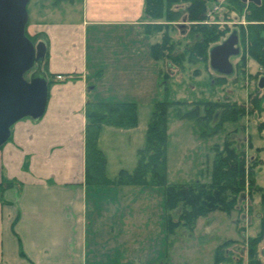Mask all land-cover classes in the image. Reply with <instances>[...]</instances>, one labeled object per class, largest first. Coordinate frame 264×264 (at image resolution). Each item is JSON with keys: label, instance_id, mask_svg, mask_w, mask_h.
Here are the masks:
<instances>
[{"label": "crops", "instance_id": "obj_1", "mask_svg": "<svg viewBox=\"0 0 264 264\" xmlns=\"http://www.w3.org/2000/svg\"><path fill=\"white\" fill-rule=\"evenodd\" d=\"M67 3V12L76 13L75 0ZM36 4L26 30L45 42L47 69L53 76L44 114L15 122L10 138L0 147V183L14 181L6 187L0 184V264H136L110 258L124 253L117 244L101 251L89 247L88 237L98 245L116 233L123 238L127 225L120 224L117 231L112 223L129 215L133 230L136 212L146 211L143 203L132 199L100 200L95 196L100 185L86 184L84 110L88 97L132 101L138 108L140 100L127 98L118 87L121 83L117 81L127 78L126 66L129 75L138 72L152 87L155 84L158 62L150 54L152 35L145 32L144 0H79V16L63 19L54 15L57 7L50 9L40 0ZM89 29L97 31L98 39L112 31L114 35L123 33L128 41L114 40V51L100 58L98 50L88 51ZM98 43L91 49L107 48L105 42ZM58 74L66 79L56 80ZM154 95L151 88L147 97L152 100ZM136 128L103 125L98 145L104 155L112 147L110 140L128 133L133 136ZM113 186L122 189L127 185ZM135 204L138 210L133 211ZM94 209L98 211L92 214ZM237 247L236 251L245 253L243 247V252Z\"/></svg>", "mask_w": 264, "mask_h": 264}, {"label": "trees", "instance_id": "obj_2", "mask_svg": "<svg viewBox=\"0 0 264 264\" xmlns=\"http://www.w3.org/2000/svg\"><path fill=\"white\" fill-rule=\"evenodd\" d=\"M60 1L55 0L53 3L57 4ZM219 5L218 0H144L145 32L149 36L159 34V40L150 45V54L156 62L161 61L165 66V69L158 67V78L164 98L157 100L153 105L145 130L144 145L137 151V163L131 172L122 168L114 178L106 176L107 159L98 145V138L103 125L118 128L136 126L137 104L132 101L90 97L85 103L86 184L161 186L170 232H174L179 225L192 230L198 217L206 216L215 210L230 213L236 206L238 196L244 193L245 189L248 190L250 197L258 193L264 207V187L257 183L254 169L259 162L258 159L251 157L249 162L245 149L236 148L229 140H225L223 145L214 146L208 181L188 184L166 183L167 116L170 107L174 108L178 118L191 119L201 126L203 135L215 134L226 121H238L247 113L264 111V86L262 88L258 86L260 77H264V0L257 4L250 1L225 0L221 3L223 9H219ZM232 13H235L234 17L231 16ZM241 15L245 24L237 22L229 25L230 21L239 20ZM178 21H182L183 24L175 25ZM27 25L28 21L26 27ZM174 29L185 33L188 38L184 46L180 47L181 42L172 37L171 32ZM233 31L238 37L239 46V52L235 55L239 56L236 70L244 74L248 59L255 61L259 66L254 75L258 82L249 93L248 104L229 99L186 100L171 97L173 88L169 80L172 73L166 67L179 66L183 70L184 62L190 64L201 62L208 65L210 48L223 41ZM25 33L34 43L40 40L39 35H29L26 29ZM48 58L49 53L46 50L43 69L48 76L49 94L50 78L53 75L47 69ZM233 72L234 70L230 74L219 73L216 77L218 79L214 81L224 83ZM187 105L191 107L183 110L182 107ZM248 142L249 146H252V143ZM13 182L10 180L0 184L6 187ZM178 209L177 220H174L173 211ZM263 235L262 218L259 231L255 236L248 237L246 264H263L258 256V243ZM232 242L233 240H226L216 247L214 264L225 261L224 250Z\"/></svg>", "mask_w": 264, "mask_h": 264}, {"label": "rangeland", "instance_id": "obj_3", "mask_svg": "<svg viewBox=\"0 0 264 264\" xmlns=\"http://www.w3.org/2000/svg\"><path fill=\"white\" fill-rule=\"evenodd\" d=\"M38 1H29L27 5L28 16L32 14ZM40 1L48 5L50 9L57 7L55 9H58V13L54 15L61 19L69 18V16H71L70 18L79 16V0H75L77 3L76 13L71 14L66 10L69 7L67 0H61L57 4L53 3L55 0ZM224 1L218 0L219 9H223L221 3H224ZM231 16L234 17L235 13H232ZM238 19L230 21L229 25L237 22L245 24L243 15L239 16ZM177 24H183V22L178 21L175 25ZM171 35L174 40L181 42L180 47L188 41L185 33H180L178 29H174ZM96 36L97 31L95 29L93 31L88 30V51L98 50L97 56H100V58L106 52L114 51V46L112 48L114 40L128 41L123 33L114 35L112 31L106 34L103 33V40L98 39ZM157 40H159L158 33L150 37L152 42ZM100 41L105 42L107 48L91 49L92 46L97 47L95 42H99L100 45ZM122 47L127 48L123 44ZM238 60L239 56L230 57L234 72L231 76H228L226 82L221 84L214 81V79H218L216 77L220 72L211 68L209 63L207 65L201 62L195 64L184 62L183 70L179 66L166 67L172 73V78L169 80L173 88L171 97L186 100H198L200 98L229 99L248 104L249 93L253 91L258 82L254 75L259 70V66L255 61L248 59L245 73L241 74L240 71L236 70ZM125 62L130 64L127 59ZM158 67L165 69L161 61L156 63V69ZM125 68L128 69L125 73L127 78L117 81V83H121V86L118 87L123 90L122 94L124 96L140 100L137 108L138 122L134 126L137 127L138 132L133 136L128 133L127 136L116 138L117 140H110L109 145L112 147H104L107 148L105 149L107 154L105 157L108 163L106 176L110 179L116 176L119 168H123L128 172L134 169L137 163L135 151L144 145L145 130L153 105L157 100L164 98L158 71L155 74V84L153 83L152 87L150 82L148 83L144 78L137 76L138 72H136V76H134L135 73L129 75V66ZM209 81L212 83L210 84ZM151 88L155 89L152 100L147 97L151 92ZM189 107L191 105L184 106L182 109L185 110ZM167 120V184L208 181L211 175L214 146L223 145L225 140H229L236 148L245 149L249 162L251 157L258 159L259 162L254 168L256 170V181L264 187V111L261 113L254 112L253 114L247 113L238 121H226L218 132L211 135L201 134L203 128L197 125L195 121L178 118L172 107L168 109ZM248 141L252 143V146H249ZM114 142L116 143L114 144ZM117 145H119L118 149H116ZM256 148L257 150H255ZM117 151L122 155H119ZM99 187H101L99 193L96 192L97 195L95 196L100 200L107 198L129 202L132 199L133 202L143 203L145 208V213L141 207L140 210L143 213L136 212L137 217L134 221L133 230H131L129 221L131 217L129 215L126 216V219L112 223V227L114 226L117 231L120 224L127 225L123 238L116 237V233L111 235L112 237L108 242L99 241L98 245L94 242L96 239L88 237L89 247L97 251L115 248L116 244L117 247L122 246L124 253L121 256L114 257L113 255L110 258H117V260H123L124 262L136 264L145 262L147 264H213L216 247L226 240H236L224 250L225 261L223 260L221 264H246L248 261V237L256 235L260 228L261 219H264V207L261 204L260 195L257 193L250 197L248 190L245 189L244 193L238 196L236 206L230 213L215 210L206 216L198 217L192 230L179 225L174 232H170L167 222L168 212L164 206L163 188L161 186L127 185L120 189L115 188L112 184H106ZM125 192L128 193L124 195ZM93 199L91 198V200ZM135 206L137 207L136 204ZM136 209L138 210V207H134L133 211ZM95 211H98V209H94L92 214ZM178 212L179 209L173 211L174 220H177ZM131 221H133L132 218ZM263 245L264 235L258 243V256L264 264ZM236 246L243 247L245 253L240 254L236 251ZM138 252H142V254H138Z\"/></svg>", "mask_w": 264, "mask_h": 264}, {"label": "water", "instance_id": "obj_4", "mask_svg": "<svg viewBox=\"0 0 264 264\" xmlns=\"http://www.w3.org/2000/svg\"><path fill=\"white\" fill-rule=\"evenodd\" d=\"M30 0H0V147L11 134L12 125L23 119H39L48 100V76L43 69L46 44L26 35ZM259 3L260 0H242ZM233 31L209 50L210 67L222 74L233 71L230 56L239 52ZM258 86H264L260 77ZM240 252L242 248L237 247ZM264 256V250H263Z\"/></svg>", "mask_w": 264, "mask_h": 264}, {"label": "built area", "instance_id": "obj_5", "mask_svg": "<svg viewBox=\"0 0 264 264\" xmlns=\"http://www.w3.org/2000/svg\"><path fill=\"white\" fill-rule=\"evenodd\" d=\"M55 79H56V80H65L66 77L63 76V75H61V74H58V75H55Z\"/></svg>", "mask_w": 264, "mask_h": 264}, {"label": "flooded vegetation", "instance_id": "obj_6", "mask_svg": "<svg viewBox=\"0 0 264 264\" xmlns=\"http://www.w3.org/2000/svg\"><path fill=\"white\" fill-rule=\"evenodd\" d=\"M263 250H264V245H263ZM264 257V256H263Z\"/></svg>", "mask_w": 264, "mask_h": 264}]
</instances>
